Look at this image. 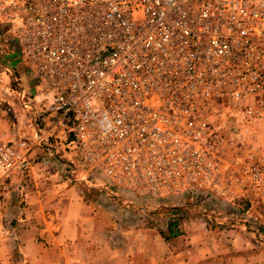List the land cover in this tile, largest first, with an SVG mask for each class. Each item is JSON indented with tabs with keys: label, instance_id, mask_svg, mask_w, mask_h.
<instances>
[{
	"label": "built area",
	"instance_id": "2783aa9c",
	"mask_svg": "<svg viewBox=\"0 0 264 264\" xmlns=\"http://www.w3.org/2000/svg\"><path fill=\"white\" fill-rule=\"evenodd\" d=\"M0 26L25 58L14 82L33 125L0 141V202L38 152L63 161L59 146L71 176L159 207L264 199V0H0Z\"/></svg>",
	"mask_w": 264,
	"mask_h": 264
},
{
	"label": "crops",
	"instance_id": "0c3cea01",
	"mask_svg": "<svg viewBox=\"0 0 264 264\" xmlns=\"http://www.w3.org/2000/svg\"><path fill=\"white\" fill-rule=\"evenodd\" d=\"M56 150L61 158L60 147ZM63 162L56 167L65 168ZM85 185L55 179L56 189L51 194L34 191L36 185L27 186L28 191L20 186L18 196L23 195L25 204L19 209L22 222L16 243L23 258L19 264H51L61 255L73 256L71 248L78 251L74 258L81 264H264L263 208L249 209L263 229L254 232L244 218L230 212L181 205L186 219L179 226V235L165 241L155 230L120 224L119 211L110 212L89 202ZM111 195L107 197L121 201ZM5 205L0 216L17 217L15 204ZM7 245L0 242V264H12L7 262ZM165 245L174 248L170 257Z\"/></svg>",
	"mask_w": 264,
	"mask_h": 264
},
{
	"label": "rangeland",
	"instance_id": "374dc122",
	"mask_svg": "<svg viewBox=\"0 0 264 264\" xmlns=\"http://www.w3.org/2000/svg\"><path fill=\"white\" fill-rule=\"evenodd\" d=\"M134 9L135 16L140 17L141 6L136 4L134 5ZM0 34L4 50V54L0 56V141L12 139L21 135L30 137V134L33 130L31 113L30 110L23 105L22 102L24 100H21V90L17 85H15L14 82V76L18 78L20 72H24L22 67L20 68L18 67V65L22 63L26 64V61L22 55L17 54V48L14 43V33L10 30V28L0 26ZM6 67L12 68L15 73L7 71ZM20 82L25 84L24 99H26L29 97L27 92L28 88L30 87L31 81L29 78L25 77V75H20ZM257 141L258 145H263L264 147V136H260ZM59 147L61 149V158L63 157L67 160H77L70 154V152L66 153L63 151V147ZM44 154L45 152L43 153V151L38 152L37 159L35 160V163L33 164L31 171L29 172L30 175L29 177H25L24 182L20 177L17 176L11 178V182L8 184L6 189L7 194L5 196V199L0 202V211L1 213H3V215L7 206L5 205L6 202H8V207H10V204H15L13 205L16 207L15 213L18 214H16L17 217L14 215L12 218H9L8 216H6V218L5 216L3 217V215L0 216L1 226H4V223L6 221H12V227L8 229L4 226L5 232L0 233V242L4 243L5 245L8 244V247L10 246V259L7 262H10L12 264H19V262H21L23 259L22 254L18 248V243H16V240L18 239L17 231L19 230L16 219H19V215L21 214L19 212V209L23 208V205L25 204L24 200H22L23 195L22 197L21 195L20 197L18 196L19 193L21 194L20 186H24L23 188L26 189L29 181L30 187L28 186V189H31L33 185H36L33 188L34 191L47 192L50 194L51 192H54V189H56L54 187L55 179L67 181L68 183L76 182L77 184H86L85 186H87L89 190L85 192V195H87L86 197L88 198L89 202L95 204L98 207H101L104 210H111L114 212L119 211L120 224L132 226L135 228H148L155 230L158 233L163 232L164 234H167L166 225L168 220L181 218L182 222L184 219H186L183 216L182 209L179 208L181 205H190V208H194V205H196L202 207L205 210L210 209L217 211H227V213L230 212L232 216L244 218L246 222H248L249 226L254 230V232L263 230L258 221L251 217V215L249 214L250 207L257 206V210H259L260 208L264 209V199L253 191L245 193L248 198H246V196L242 197L241 192L237 191L235 200L231 202L227 198H221L219 196L214 197L213 194L209 192L202 195H200V192H198V197H191V199L186 198V200L179 202H175L173 200H170L169 198H163L162 201L167 202H164V204L159 207V204L156 205V203H151L148 201L137 199L135 197H130L125 194L118 196V191L108 188V190H106L108 191V193L109 191H111L110 193L115 194V196H113L114 198L121 199V201L117 202L115 199L111 200L107 197L112 195L105 196L106 191H103L101 189V187H103L102 184H99L96 181L95 183H93L92 178H90L91 176H87L86 173L82 172V170L79 169L71 176L67 173L68 170L66 167L62 169L57 168L56 165H58V163L53 159L47 160V157ZM230 156V154H227L225 156L223 170L225 169L228 158ZM62 162L63 161L61 160L59 161V163ZM63 164L65 163L63 162ZM84 181H87L89 183H84ZM28 189L26 190L28 191ZM203 191H208V186H204ZM249 198L251 200H249ZM174 208L180 209L181 212L177 215H170L169 212H166V209ZM124 211H127L128 214H123ZM115 221H118V219H115ZM181 222H179L177 230H179ZM261 235L264 237V230L263 234ZM165 247H167L166 249L168 252V256L170 257V253L174 251V248H172V245H165ZM71 253L73 256L67 257L61 255L59 258L54 259L51 264H81L80 261L74 258V256L78 255V251L71 248ZM7 257L8 256L6 254V260Z\"/></svg>",
	"mask_w": 264,
	"mask_h": 264
},
{
	"label": "trees",
	"instance_id": "16d2710c",
	"mask_svg": "<svg viewBox=\"0 0 264 264\" xmlns=\"http://www.w3.org/2000/svg\"><path fill=\"white\" fill-rule=\"evenodd\" d=\"M166 212H169L170 215H177L178 213L181 212V210L178 208L166 209ZM179 222H181V218L168 220L167 225H166L167 234H164L163 232H159L160 236L165 241H169L172 238H175L176 236H178L179 232L177 230V226H178Z\"/></svg>",
	"mask_w": 264,
	"mask_h": 264
}]
</instances>
